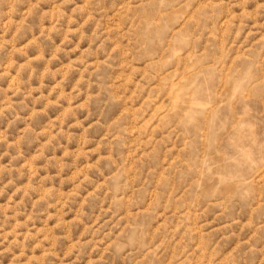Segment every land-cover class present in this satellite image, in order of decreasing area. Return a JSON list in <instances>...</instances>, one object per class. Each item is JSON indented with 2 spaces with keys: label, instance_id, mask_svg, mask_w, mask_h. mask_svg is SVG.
<instances>
[{
  "label": "rangeland",
  "instance_id": "374dc122",
  "mask_svg": "<svg viewBox=\"0 0 264 264\" xmlns=\"http://www.w3.org/2000/svg\"><path fill=\"white\" fill-rule=\"evenodd\" d=\"M0 264H264V0H0Z\"/></svg>",
  "mask_w": 264,
  "mask_h": 264
}]
</instances>
